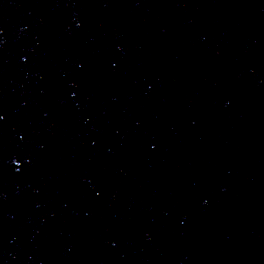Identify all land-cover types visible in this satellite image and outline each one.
<instances>
[{
  "label": "water",
  "instance_id": "obj_1",
  "mask_svg": "<svg viewBox=\"0 0 264 264\" xmlns=\"http://www.w3.org/2000/svg\"><path fill=\"white\" fill-rule=\"evenodd\" d=\"M0 264H264V0H93L0 130Z\"/></svg>",
  "mask_w": 264,
  "mask_h": 264
}]
</instances>
